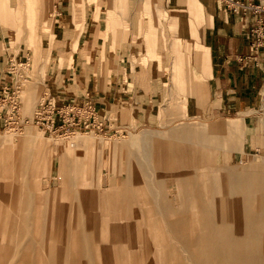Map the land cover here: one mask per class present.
<instances>
[{"label": "bare ground", "instance_id": "obj_1", "mask_svg": "<svg viewBox=\"0 0 264 264\" xmlns=\"http://www.w3.org/2000/svg\"><path fill=\"white\" fill-rule=\"evenodd\" d=\"M224 128L221 120L183 125L164 132L167 141L159 144L148 142L142 134L131 135L123 143L124 168L117 170L113 161L122 143L112 141V148L106 152L102 140L76 132L71 135V147L62 146L59 174L63 181L45 191L33 190L29 184L45 159V154H37L40 132L25 129L17 142L0 145V227L12 225L9 219L2 220L11 218L14 212L23 227L12 241L10 228L0 236V264H37L33 245L44 242L46 224L57 227L63 238L66 235V247L73 244L72 240L77 243L80 264L104 263L105 251L114 250V244L120 242V228L138 229L143 225L166 228L158 240L160 264H264V161L254 168L242 166L236 170L230 166L238 155L222 148L218 152ZM76 138L84 141L76 143ZM226 145L241 148L230 139ZM104 163L107 172L113 174L109 184L114 182L120 189L119 194L113 191V199L102 189ZM33 166L37 170L30 173ZM19 168L23 170L21 175L10 172ZM43 172L51 175V160ZM155 175L166 178L164 183L157 182ZM34 198L39 203L33 209ZM109 200L112 212L107 210ZM41 202H49L51 221L45 225L40 223L38 212ZM138 216L147 219L121 222L122 218ZM98 250L103 261L96 254ZM146 262L155 264L153 256Z\"/></svg>", "mask_w": 264, "mask_h": 264}, {"label": "rangeland", "instance_id": "obj_2", "mask_svg": "<svg viewBox=\"0 0 264 264\" xmlns=\"http://www.w3.org/2000/svg\"><path fill=\"white\" fill-rule=\"evenodd\" d=\"M56 1L57 0H0V88L4 83L11 85L13 77L12 73L8 70L9 62L16 63V68L14 66V70L16 69L19 73L26 70L27 77L23 81L22 89L20 90V113L24 117L31 118L38 101L46 93L50 94L46 85H56L59 81L57 76L59 70H61V68L63 70V67L67 65L69 67L72 66L75 71V61L78 62L76 58L74 59L72 57L71 53H60L58 56H52L49 52L50 50H53L54 45L53 33L55 27L53 25V17L55 14L54 4ZM65 1H69L73 21L76 23L75 28L77 34L85 31L83 19L86 12L85 5L88 4V11L92 13L93 26L88 34L90 35V39L86 40L84 37V41L83 39V42L81 41V53L87 58L88 65L97 66L99 72H102L101 62L103 61L104 51H108L109 49L112 51L119 50L122 53L121 55L124 61L128 54L132 61V66L135 65L134 63L140 61V68L142 69L144 67L143 65L149 61V57H146L147 51L153 48L156 50L157 47L159 48L161 46L160 39L164 32L161 30L160 23L165 16V10H163V3L165 0ZM47 38L48 41L46 42L45 39ZM107 39L112 40L111 46H107ZM71 47V49L77 50L76 39L72 42ZM135 53L137 56L135 55L134 58ZM19 61H22L24 64L17 66ZM26 61L29 63L27 69L23 68ZM77 67H79L78 63ZM66 76L70 77L71 75L66 73ZM68 82H70V79L64 83L67 84ZM164 107L165 106L153 107L154 116L156 117H153L154 120L147 123L136 121L134 119L132 111L133 107L125 109L123 106H116L113 107L112 114L114 117L110 116L112 119L108 122V130L105 126L101 131L76 132L85 136L93 134L97 137L96 140H102V146L106 152L112 148V141L122 143L123 147H121L122 149H118L119 151L116 152L117 157L115 158V161H113V168L117 170L120 166L124 168L125 157L122 152L126 147L123 143H127V140L130 139L131 135L142 134L148 142L159 144V141H167V137H163L162 135L168 130H177L183 125L189 127L196 126V124L199 123H206L211 120L218 121L215 119L217 118L215 113L206 114L204 112L193 111V107H189L190 112L186 114L185 110H182L180 106L176 107V109L179 110V114L174 117L176 120L167 119L168 115L165 114ZM160 112L161 114H159ZM256 112L257 119L254 123V137H245L242 125L237 123L228 126L222 121L226 128L222 130V142L219 145L218 152L221 151L222 148V150L227 151L231 155L237 154L238 156H235L230 162V166L234 167L236 170L242 166L254 168L264 161V108L256 110ZM179 117L181 119L177 120ZM27 128L40 132V137L37 141V148L39 150L37 154L40 156H42L41 154H45L43 165L40 163L38 165L40 167L38 169L39 174L32 175L29 179V184L33 190L41 191L43 189L45 191L46 189L56 186L60 181H63V178L59 174L62 146H69L70 148L73 140L71 135L76 132L70 134L50 135L44 133L34 124L20 126L15 123H9V120L4 121L3 118L0 117V145L8 143L9 141L17 142L19 136H21L23 131ZM9 133L10 135H8V137L7 134ZM156 133H158V135H156ZM149 137L151 138L149 139ZM229 139L236 141L239 146H246L248 148L247 151L241 154L237 153L241 148H231L229 145H226L227 140ZM75 141L77 143L84 140L82 138H76ZM192 144L195 146L199 145L196 142H192ZM51 148L54 149L50 150ZM241 158L243 159L241 160ZM49 160L52 161L51 175L43 172V168L48 167ZM102 166V189L109 191L111 195L108 197L113 199V191H116L119 194L120 189L114 182L109 184V179L113 174L107 172L108 166L106 163ZM36 170L37 168L33 166V169L30 168V173L36 172ZM158 170H161L163 173L167 171L166 169ZM13 171L15 170H11L10 172L12 174L18 172L19 175L23 173L22 168H19V170L14 173ZM121 178H123V176H121ZM165 179L166 178L160 176H156L155 178V180L160 183H164ZM129 189L130 188H127V190ZM35 194L36 198H38V192ZM36 198L32 200L33 209L36 208L39 203V199ZM51 201L52 200H50V202ZM48 203L49 202H41L40 210L38 211L41 215L40 223L44 225L51 221V216L49 217V213L47 214ZM110 204L111 201L109 200L107 210L112 212ZM105 209L102 208L101 211L105 212ZM129 210L130 208L127 209V212H129ZM107 216L108 215L105 217ZM8 219L11 221L12 225L0 227V236L4 237L5 234L3 232L5 228H10L12 241V239L14 240V238L19 237L22 232V221L15 212L11 218H4L2 221L6 222ZM146 219L147 217L145 218V216L126 217L122 218L121 222L130 224L134 221L142 222ZM31 220L34 221L35 217L31 218ZM61 220H64L63 217H61ZM52 221H57V219ZM55 228L57 227L52 228L51 225L48 227L46 224L44 242L42 241L41 245L36 241V244L33 245L32 254L36 259V263L80 264L77 253V243L75 244V241L72 240L71 242L73 244H71L70 247H66L63 244L66 243V235L64 234L65 238H63V233H59V229ZM62 229L68 228L62 227ZM104 229L110 230V228ZM139 229L142 230L141 233L135 231ZM165 229L166 228L163 227L145 225L140 226L138 229H132L131 227L120 228V242L114 244V250H109V252L105 251V262L101 264H147L146 260L152 256L155 260V264H160V248L158 240L163 235L162 231ZM55 230H57V232ZM33 236L34 240H36V235ZM21 239L24 242V235ZM192 245H197V243H193ZM27 254H31V252L28 251ZM96 254H98L103 261L102 251L100 252L98 250ZM142 258L146 259L142 262Z\"/></svg>", "mask_w": 264, "mask_h": 264}, {"label": "crops", "instance_id": "obj_3", "mask_svg": "<svg viewBox=\"0 0 264 264\" xmlns=\"http://www.w3.org/2000/svg\"><path fill=\"white\" fill-rule=\"evenodd\" d=\"M243 1L264 4V0ZM87 5L85 31L77 34L69 1L54 4V45L49 52L52 56L71 53L78 60L75 71L65 65L56 85H46L56 101L68 98L79 103L90 98L107 130L116 106L133 107L134 119L147 123L156 117L153 107L165 106L167 119L176 120L180 106L186 114L191 107L215 113V119L228 126L238 123L245 137H254L256 110L264 108V30H255L253 10L232 11L223 0H165L161 46L147 51L149 61L144 67L140 68V61L132 66L128 54L124 61L119 50L109 49L99 72L81 53V41L90 39L93 26ZM75 39L77 50L71 49ZM111 42L107 39V46ZM240 147V154L248 149Z\"/></svg>", "mask_w": 264, "mask_h": 264}, {"label": "built area", "instance_id": "obj_4", "mask_svg": "<svg viewBox=\"0 0 264 264\" xmlns=\"http://www.w3.org/2000/svg\"><path fill=\"white\" fill-rule=\"evenodd\" d=\"M232 11H239L245 8L253 10L256 14V28L260 33L264 30V4L253 3L243 0H223ZM22 61L17 63L20 66ZM25 62L23 68L28 67ZM16 63L9 62L8 70L12 73L11 85L4 83L0 88V117L4 121L16 125L34 124L44 133L50 135L70 134L76 131H101L104 128L98 117V112L93 101L85 97L81 102L62 98L56 101L52 95L46 93L39 101L31 118L24 117L20 113L21 93L23 81L27 77L26 70L18 72ZM3 109V110H2ZM3 113V115H2Z\"/></svg>", "mask_w": 264, "mask_h": 264}]
</instances>
